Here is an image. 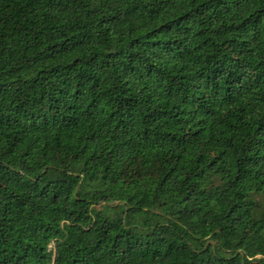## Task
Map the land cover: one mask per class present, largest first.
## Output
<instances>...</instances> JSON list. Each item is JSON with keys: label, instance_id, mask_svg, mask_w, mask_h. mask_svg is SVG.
I'll return each instance as SVG.
<instances>
[{"label": "trees", "instance_id": "1", "mask_svg": "<svg viewBox=\"0 0 264 264\" xmlns=\"http://www.w3.org/2000/svg\"><path fill=\"white\" fill-rule=\"evenodd\" d=\"M0 264H264V0H0Z\"/></svg>", "mask_w": 264, "mask_h": 264}]
</instances>
